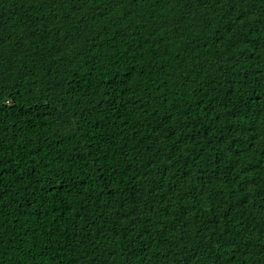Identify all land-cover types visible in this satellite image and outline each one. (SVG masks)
<instances>
[{
	"label": "trees",
	"instance_id": "obj_1",
	"mask_svg": "<svg viewBox=\"0 0 264 264\" xmlns=\"http://www.w3.org/2000/svg\"><path fill=\"white\" fill-rule=\"evenodd\" d=\"M0 264H264V0H0Z\"/></svg>",
	"mask_w": 264,
	"mask_h": 264
}]
</instances>
